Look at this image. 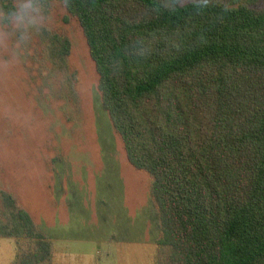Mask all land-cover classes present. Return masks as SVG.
I'll return each mask as SVG.
<instances>
[{"label": "trees", "instance_id": "16d2710c", "mask_svg": "<svg viewBox=\"0 0 264 264\" xmlns=\"http://www.w3.org/2000/svg\"><path fill=\"white\" fill-rule=\"evenodd\" d=\"M54 2L83 33L101 107L156 206V264H264V7L260 0ZM10 26L15 0H0ZM64 67L71 42L45 30ZM20 228L11 264H53V245L0 191Z\"/></svg>", "mask_w": 264, "mask_h": 264}, {"label": "rangeland", "instance_id": "374dc122", "mask_svg": "<svg viewBox=\"0 0 264 264\" xmlns=\"http://www.w3.org/2000/svg\"><path fill=\"white\" fill-rule=\"evenodd\" d=\"M15 5L10 26L0 13V191L15 194L46 234L55 264H156L150 180L129 165L102 110L79 24L65 21L59 2L46 15L30 0ZM45 30L71 42L62 68L44 53ZM20 236L0 203V264H11Z\"/></svg>", "mask_w": 264, "mask_h": 264}, {"label": "crops", "instance_id": "0c3cea01", "mask_svg": "<svg viewBox=\"0 0 264 264\" xmlns=\"http://www.w3.org/2000/svg\"><path fill=\"white\" fill-rule=\"evenodd\" d=\"M46 235V234H45ZM54 252V251H53ZM53 264H55L54 253H53Z\"/></svg>", "mask_w": 264, "mask_h": 264}]
</instances>
